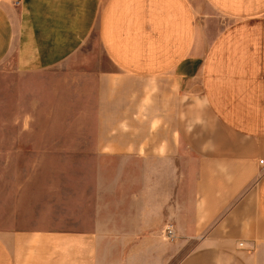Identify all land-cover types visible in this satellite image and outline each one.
Here are the masks:
<instances>
[{"label":"crops","instance_id":"crops-1","mask_svg":"<svg viewBox=\"0 0 264 264\" xmlns=\"http://www.w3.org/2000/svg\"><path fill=\"white\" fill-rule=\"evenodd\" d=\"M95 40L96 152L168 175L187 159L174 264H264V0H0V67L50 70ZM18 218L0 195V264H104L101 208L89 230Z\"/></svg>","mask_w":264,"mask_h":264},{"label":"rangeland","instance_id":"rangeland-1","mask_svg":"<svg viewBox=\"0 0 264 264\" xmlns=\"http://www.w3.org/2000/svg\"><path fill=\"white\" fill-rule=\"evenodd\" d=\"M110 68L96 40L50 70L0 67V195L24 229L89 230L101 208L104 264H174L191 248L175 254L165 232L187 199V159L168 175L96 152V136L110 130L95 120L97 76Z\"/></svg>","mask_w":264,"mask_h":264},{"label":"built area","instance_id":"built-area-1","mask_svg":"<svg viewBox=\"0 0 264 264\" xmlns=\"http://www.w3.org/2000/svg\"><path fill=\"white\" fill-rule=\"evenodd\" d=\"M11 2H12V4L15 7H19V6H21L22 0H11ZM261 163L263 164L264 161H261ZM165 232H167V236L170 239H172L174 237V233H173V228L172 227H168Z\"/></svg>","mask_w":264,"mask_h":264}]
</instances>
